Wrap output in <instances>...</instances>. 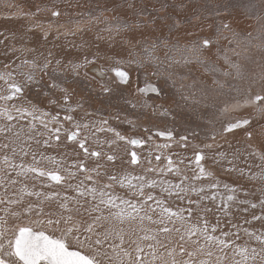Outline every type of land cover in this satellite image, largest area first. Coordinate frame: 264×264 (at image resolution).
I'll return each instance as SVG.
<instances>
[{
    "label": "snow or ice",
    "instance_id": "obj_1",
    "mask_svg": "<svg viewBox=\"0 0 264 264\" xmlns=\"http://www.w3.org/2000/svg\"><path fill=\"white\" fill-rule=\"evenodd\" d=\"M233 7L232 0L218 5L225 12ZM132 27L117 23L116 30ZM210 44L204 39L202 47ZM158 47L145 46L149 61H158ZM17 59L0 67V264H264V151L253 149L247 155L259 163L246 160L248 167H239L240 149L230 156L214 150L222 147L216 133L213 143L195 144V131L177 141L172 129L153 132L133 120L121 121L119 112L95 118L97 113L80 101L73 105L72 93L57 82L59 60L49 75L50 59L42 64ZM86 63L87 58L66 67L79 76ZM112 71V83L131 88L128 71ZM44 76H49L48 89L62 93L57 99L44 92L49 105L64 111L62 118L27 99ZM149 90L159 94L152 85L136 91ZM102 91L114 89L104 84ZM249 97L245 103L264 111V87L250 89ZM77 110L84 113L79 120L73 115ZM156 111L169 115L163 106ZM112 120L139 127L145 135H125ZM249 123H228L219 134ZM176 144L185 152L191 148V157L171 151ZM208 161L222 167L226 161L224 171L255 182V192L222 183ZM256 192L258 198L250 199Z\"/></svg>",
    "mask_w": 264,
    "mask_h": 264
},
{
    "label": "bare ground",
    "instance_id": "obj_2",
    "mask_svg": "<svg viewBox=\"0 0 264 264\" xmlns=\"http://www.w3.org/2000/svg\"><path fill=\"white\" fill-rule=\"evenodd\" d=\"M222 2L224 0H0V12L2 13V17H0V39L11 36L8 34H14V32H18L19 30L27 29L23 24L25 20L30 19L41 25L48 22L46 25L48 24L47 26H50V28H52L50 23L53 22L61 24V20L78 21V19H81L79 21L81 25L79 26H88L89 23H86V20L89 19L85 16L86 12H89L93 18L100 21L99 24L93 23L91 26L93 28L100 27L97 29L99 31H103L102 27L106 26L111 32V27L116 29L117 23L133 25L130 30L121 29L119 37L124 40L132 38L131 41H136L138 47L142 49L154 42V39L148 36L150 33L159 34L168 31L171 34L173 31L179 30L176 32L179 35L186 31L201 32L202 35L199 34L197 36L199 39L196 44L200 45V48L196 53L195 51H191L195 46L189 43H180L185 48L184 51H187L186 53L189 56L188 61L173 62L172 67H169L168 58H164L163 56H160L158 61L148 60L144 65L147 66L149 64L153 68L154 74L157 70L156 76L158 79L163 78V80H154L152 73L141 71L139 77L140 83L131 82V88L112 83L115 78L112 69L114 67H121L128 71V65L123 61H120L121 63L113 68L104 62L97 64V61L102 62V58L99 59L98 57L104 54L103 52H99L96 55L97 58H89L95 62L85 70V73L87 72L91 76L84 74V76L90 77L93 84L88 85L84 90L80 84L83 78L78 76L79 92L81 95L89 92L96 95L97 91L99 103L116 97L112 99L110 106L113 105L116 113H120L121 121L125 118L133 120L138 125L152 129L153 132L156 130L172 129L177 141L180 135L195 131L198 135L192 140V143H213L210 137L213 133H216V142L221 144L222 147L214 150L226 151L230 156L236 149H240L241 155L239 161H237V165L246 168L248 167V164L245 163L246 160L251 164L259 163L258 160L247 155L254 149L255 145L258 149L264 151V146L263 149L260 147L261 143L264 145V111L258 110V106L245 103L250 98V89L261 91L262 87H264V79H262L264 77V0H232L235 7L230 8L227 12L218 8V5ZM129 4H132L133 7L130 8ZM252 5H255L254 9L251 7ZM141 8H145V12L142 15H137V12ZM218 10L220 11V15H217ZM53 11H58L60 15L53 16ZM153 20L154 22H152ZM137 23L141 26L135 27ZM223 23H228L230 28H223ZM178 35H175L176 38ZM100 36L112 37L111 33L101 34ZM204 39L211 41L208 48L202 47ZM168 40H170V37ZM162 42H164L163 39H159V43L165 45ZM107 43L105 42V44ZM101 44L98 45L99 49L103 48ZM110 44L113 43L110 42ZM0 45L7 46V44L3 43H0ZM3 48L5 49V47ZM3 48L0 47L2 55H4ZM104 48H107V46ZM139 48L135 49L133 56L140 62V66H142L145 60L142 58V55L138 54ZM206 49L217 51L220 58L218 59L221 61L212 60L210 62ZM143 56H147V54L145 53ZM170 56L174 57V52ZM194 59H197L198 63L206 71L211 72L212 81L216 83V86H212L210 84L212 81H207L203 76L202 80L197 76L198 73L191 70L188 65L186 66L187 63L191 62V60L194 61ZM82 61H85V59ZM3 64L4 60L0 59V67ZM128 64L130 67L135 68L131 61ZM223 64L227 66L224 67ZM176 67H184L180 69L179 76H175L172 71L173 68L176 71ZM108 70H110V73H107ZM59 71L60 74L56 75L57 82L64 79L68 81L69 76L64 74V70L59 68ZM66 73L69 75L68 72ZM129 74L131 80L132 74L130 72ZM49 75H51L50 71ZM75 78L74 75L70 80H74ZM104 82L112 87L114 92L104 93L102 86L100 87V84L104 85ZM142 82L158 88L159 94L150 90L144 93L136 91L140 88H146ZM190 83L192 85L188 88L187 84ZM41 85H45L44 78ZM41 85L29 89L35 99L36 96H39V93L36 95L35 89L41 87ZM47 92H49L50 97L58 99L57 94L53 95L51 89L47 88ZM178 93H180V100L183 101L184 107L182 109H174L175 107H173L168 110L169 115L167 116L160 115V111L153 112V108L158 106L156 104L157 97L165 99L166 96L171 95L175 101ZM134 95L137 97L135 98ZM190 95L201 98L202 108L198 110L193 119H190L189 116L187 118L184 117L194 104L191 102L194 99ZM86 96L90 98L89 94H86ZM164 99L162 100L164 101ZM129 100L136 103L137 107L135 109L126 102ZM122 101L129 109L131 108V112L126 109L124 110ZM145 101H147L148 107H142ZM81 103L84 104L85 109L91 108L93 112L97 113L95 118L104 116V113H102L104 112V108L100 107L101 104L96 109L95 107H90V103H87L85 100ZM170 103H173V100ZM37 104L45 110H49L48 102L40 99V97ZM161 106L166 108L164 104ZM172 110L176 111L173 112ZM53 112H60L61 118L65 114L60 108L53 110ZM73 114L78 120L84 116V113L80 110H77ZM242 119H247L250 123L223 136L219 134L228 123H234ZM121 121L112 120L110 123L116 128L120 126V131L126 134H128L127 131H131L133 135L136 134L141 137L145 135L139 127L133 129L129 124ZM160 123L162 125H158ZM248 133H251V137H249ZM153 139H157L161 143L166 142L165 138L153 136ZM242 144H244L243 148H241ZM249 144L252 145V148L248 147ZM222 165L223 167L215 164L214 166H210L215 174L223 176V179H219L224 180L225 183L229 180V184H242L245 189L255 192V182L238 181L236 173L223 174L224 167L227 166L226 161H222ZM230 175L231 178L228 177ZM233 175L234 177L232 178ZM258 196L259 193L256 192L254 196L249 198L256 200ZM256 212L259 213V209ZM255 226L259 227V224L256 223Z\"/></svg>",
    "mask_w": 264,
    "mask_h": 264
},
{
    "label": "rangeland",
    "instance_id": "obj_3",
    "mask_svg": "<svg viewBox=\"0 0 264 264\" xmlns=\"http://www.w3.org/2000/svg\"><path fill=\"white\" fill-rule=\"evenodd\" d=\"M1 14L2 13L0 12V17H2ZM85 16L88 17L87 19H89V20H86L87 21L86 23H89L88 26H79V25H81L79 22L81 19H78V21L77 20H74V21H72V20L62 21L61 20L60 21L61 24H59L58 22H55V23L53 22V23H50V25H52V28H50V26H47L48 24L46 25V23H48V22L41 25L39 23H35V21L31 20V19H30L31 21L25 20L23 25H25V28H27L28 30L27 29L22 30V31L19 30L18 32H14V34H8V35H11L9 37H6L4 39L3 38L0 39V41H3L2 42L3 44H7V46L6 45H0L1 48L5 47V49L3 48L4 55H2L0 53V59L4 60V63H11L13 61H15L16 63H19V60L17 59V57H20L21 59H23V58H27L29 60L35 59V60H37L38 63L42 64L44 62V59L48 58L52 61V64L49 66V69H48V71H50V73H51L52 68L57 67L56 60H59L61 63L58 67V71L56 72V75L60 74L59 68H62L64 70V74L69 76L68 77L69 80L68 81H66V79L58 80V83H60L62 87L68 88L69 92L72 93L73 105L77 101L82 102L85 100L87 103H90V107H95L96 109H98L99 105L101 104L100 107L104 108V112H102V113H104L103 114L104 116L113 115L116 113V110H115V107L113 105L110 106V104H111L110 102L112 101L113 98H116V97H113L110 100H105V102L102 101L101 103H99L97 91H96V95H94L92 92L86 93V94L90 95V98H87L86 94L81 95L79 92L78 82H77L79 77L71 71L70 67H66V66L70 65V63H83L84 61H82V60L87 58V63L79 69V73H80L79 76L83 78V79H81L80 84L84 90L88 85L93 84V82L90 80V77L84 76V74L87 73V72L85 73V70H87L86 68L91 66L95 62L94 60H90L89 58H95L99 52H103L104 54L102 56L98 57L99 59L102 58V60H101L102 62L97 61L96 62L97 64H102L104 62L105 64H108L111 68H113L114 66H117V63H116L117 60L125 62V64L128 65V71L132 74L131 82H134L136 84L140 83L139 77L141 75V71L152 73L153 74L152 77L154 78V80L157 79L159 81V80H163V78L158 79V77L156 76L157 70L155 71V74H154V70L149 64L147 66L144 65L145 62L148 61V59H147V56H143L145 54L144 49L139 48L138 44H136L137 43L136 41H131L132 38H130L128 40L121 39V37H119L120 32H117V30L115 28H112V27H111V32L107 29L106 26L102 27L104 29L103 31H99L97 29L100 27H94L93 28L91 26L93 23L99 24L100 21L96 20V18H93V16L89 12H86ZM84 19H86V18H84ZM184 19H185V17H184ZM32 21H34V22H32ZM30 22H32V23H30ZM112 29H115V30H112ZM56 31H57V33H56ZM178 31L175 30L171 34H169L168 31H165V32L159 33V34L150 33V35H148L154 39V42L157 45H159V47L156 50L157 56L158 57L163 56L164 58H168L169 67H172L173 62H180L181 60L184 61L185 58H186V61H188V59H189V56L186 53L187 51H184L185 48L180 45L181 42L185 43V44L189 43L192 46H194L199 39V37H197V36L199 34L202 35L201 32H197L198 33L197 34L195 32H190V31H186V32L178 35L176 33ZM128 32H130V31H128ZM108 33H111L112 37L100 36L101 34H108ZM5 34H7V33H5ZM175 35H178L177 38ZM118 37H119V39H117ZM169 37H170V40H168ZM159 39H163V41L167 40L166 41L167 46L160 44ZM109 41L112 42L113 44H110ZM105 42H108V43L105 44ZM100 43H102L101 45H103L102 49L98 48V45ZM106 46H107V48H104ZM136 48H139L137 52H138V54L142 55V58H144V60H145L144 63L142 64V66H140V62H138L133 56V53L135 52ZM199 48H200V45H197L198 51H199ZM177 49H179V51H177ZM206 51H207L208 57L210 58V60H209L210 62L212 60L221 61V60H219L220 59L219 53L217 51H214V49H211V50L206 49ZM173 52H174V57H171L170 55ZM49 53H51V56H49ZM195 53H196V51H195ZM129 61H131V63L135 66V68L129 66V64H128ZM198 62L199 61L197 59H194V61L191 60V62H189L187 64L184 63V64H186V66L188 65L191 70L198 73L199 75L197 74V76H199L201 79L203 76L207 81H209V82L212 81L213 78L211 76V72L210 71L208 72V70L206 71L204 69V67L201 66ZM223 66L225 67L227 65L223 64ZM136 67H138V68H136ZM202 67H203V69L201 70ZM183 68L182 67H180V68L176 67V71H175V68H173L172 71H173L175 76H179L180 69H183ZM130 69H132V71H130ZM66 72H68L69 75ZM108 72L110 73V70H108L107 73ZM74 75L76 78L74 80H70L71 78L74 77ZM88 75H90V74H88ZM43 78H44V84L45 85H41V87H37L35 89L36 95L39 93V96H36V99H35V97H33L31 95L30 90H28V92H27V99L31 100L33 103L37 104L39 101V97H40V99L46 100L48 102V99L50 97V96L46 97L44 95V92L47 91V84L49 82V76H44ZM88 81H90V82H88ZM108 81H109V79H108ZM209 82H207V83H209ZM151 83H153V82H151ZM103 84H107V83L104 82ZM136 84H135V86H136ZM142 84H148V83L142 82ZM210 84L212 86H214V85L216 86V83H214L213 81ZM187 85H188V88H190L192 83L187 84ZM101 86H102V84H100V87ZM51 91H52L53 95L56 93L58 98H60L62 96V93H60L56 90H51ZM178 94H180V93H178ZM134 97L136 98L137 96L134 95ZM190 97L194 99V101H191L194 104L191 106L190 110H188L186 112L184 117L187 118L189 116L190 119H193V117L197 114L198 110H200L202 108L201 102H200L201 98L193 96V95H190ZM162 99H164V98L163 97L162 98H160V97L156 98V100L159 101L160 103H164V102H165V104L168 103V100L163 101ZM178 103H180L181 106L180 107L177 106L174 109H182L184 107L182 100L178 101ZM105 104H107V106H105ZM122 104H124L123 101H122ZM123 107H124V110L126 109V110H129L131 112V108L129 109V107H127L126 104H124ZM49 110L50 111L58 110V108L55 105H49ZM87 111L93 112L91 108H87ZM172 111L175 112L176 110H172ZM75 118L77 119V117H75ZM158 125H162V124L160 123ZM119 127L117 129L121 130ZM121 132H123V131H121ZM127 132H128V134H126L125 132H123V133L125 135H129V136H137L136 134L133 135V133L131 131H127ZM156 141L158 143H161L157 139H156ZM243 146H244V144L241 145V148H243ZM263 146H264L263 143H261L260 147H262V149H263ZM73 147H74L73 145L69 144L68 150L71 151ZM254 149H258V147L255 145ZM171 151L179 152L182 155H187L189 157H191V155H192V149L191 148H189L187 150V152H185V150L181 149L178 146V144H176ZM154 163H155V161H154ZM161 163H163V161H161ZM207 166H214V164L211 161H208ZM225 167H227V166H225ZM211 170L214 171L213 169H211ZM226 173L227 172H225V171L223 172V174H226ZM233 174H235V173H233ZM216 176L218 178L223 179V176H221V175L216 174ZM228 177L231 178V175ZM233 177H234V175L232 176V178ZM222 179H220L222 181V183H225V181ZM229 182L230 181L227 180V183H229Z\"/></svg>",
    "mask_w": 264,
    "mask_h": 264
},
{
    "label": "crops",
    "instance_id": "obj_4",
    "mask_svg": "<svg viewBox=\"0 0 264 264\" xmlns=\"http://www.w3.org/2000/svg\"><path fill=\"white\" fill-rule=\"evenodd\" d=\"M194 46H195V49H197V45L195 44ZM197 51H198V50H197ZM197 51H196V52H197ZM184 61H186V58H185ZM184 61H183V62H184ZM164 100H168V103L165 104V102H164V103L161 104L159 101L156 100V101H157L156 104H158V106H161V105L164 104V106H165L168 110L172 109L173 107H177V106L180 107V106H181L180 103H178V101H180V94H178L177 97H175V101H174V97H172L171 95L166 96ZM172 100H173V103H170ZM158 102H159V103H158ZM161 110H162V109H161Z\"/></svg>",
    "mask_w": 264,
    "mask_h": 264
},
{
    "label": "flooded vegetation",
    "instance_id": "obj_5",
    "mask_svg": "<svg viewBox=\"0 0 264 264\" xmlns=\"http://www.w3.org/2000/svg\"><path fill=\"white\" fill-rule=\"evenodd\" d=\"M87 74V73H86ZM144 86H146V88L149 86L148 84H145Z\"/></svg>",
    "mask_w": 264,
    "mask_h": 264
}]
</instances>
